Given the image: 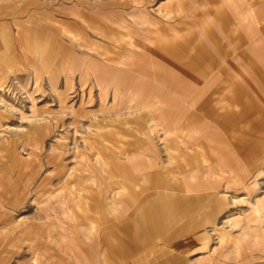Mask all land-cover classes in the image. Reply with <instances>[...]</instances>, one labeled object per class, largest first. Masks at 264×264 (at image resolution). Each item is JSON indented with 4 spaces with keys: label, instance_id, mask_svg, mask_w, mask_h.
Wrapping results in <instances>:
<instances>
[{
    "label": "rangeland",
    "instance_id": "374dc122",
    "mask_svg": "<svg viewBox=\"0 0 264 264\" xmlns=\"http://www.w3.org/2000/svg\"><path fill=\"white\" fill-rule=\"evenodd\" d=\"M79 2L0 0L7 24L0 29V264L86 255L73 252L75 240L64 237V218L74 227L82 214L77 206L87 208L76 196L105 203L118 186L143 181L149 166L176 164L165 154L187 149L180 136L204 133V149L215 154L179 165L183 175L197 168L198 181L210 186L184 202V209L203 213L211 245L218 246L214 255L203 254L206 264H264V226L254 205L264 193V0H238L225 24L211 16L202 21L230 54L231 92L218 104L217 94L205 93L203 104L225 108H192L206 125L183 131L163 115L160 93L141 91L146 83L160 85L132 56L143 50L137 42H147V14L130 13L126 21L124 14L104 13L107 27L96 28L94 7L88 4L86 13ZM216 228L238 237L239 246H219Z\"/></svg>",
    "mask_w": 264,
    "mask_h": 264
},
{
    "label": "crops",
    "instance_id": "0c3cea01",
    "mask_svg": "<svg viewBox=\"0 0 264 264\" xmlns=\"http://www.w3.org/2000/svg\"><path fill=\"white\" fill-rule=\"evenodd\" d=\"M85 2L91 3L94 7L92 11L96 13V28L101 27L99 26L101 24L102 27H107L103 25L107 22L100 19L104 13H121L124 14L122 19L125 20L130 13L147 14V22H145L147 42H137L143 45L142 52L136 51L130 55L138 61H143L149 68L146 71L150 73L145 77L159 78V89L149 83L139 86L142 87L143 93H160V107L167 109L163 115L171 121V125L178 123L177 128L182 126L181 131L185 126L203 127L206 122L197 113H193L192 108L200 110L225 108V105L221 104L202 103L206 102L203 99L204 94L210 91L217 94V104L225 101L224 93L231 92L232 76L230 54L225 52L215 33L210 34L202 21L211 16L213 19L223 20V24L230 22L231 8H237L238 0H86ZM153 3L155 7L151 9ZM88 4L84 5V1L80 0V9L87 13ZM82 23L79 22L80 29L85 28ZM2 26L6 29L7 24L1 19L0 29ZM0 51H2L1 47ZM4 57L5 51L4 54L0 52V59ZM115 59L117 58H112ZM210 70L212 74L208 73ZM132 90V88L128 89V91ZM151 94L147 97H153ZM172 94L182 100L174 99ZM261 100L263 103V96ZM206 138H208L206 133L191 139L180 136L179 142L187 149H171V154H165L168 158H174L176 164L149 166L150 174L145 176L143 181L128 182L126 187L118 186V192L113 191L114 195L106 198L109 201L105 203L99 196L93 198L96 203H93L92 199L88 201L89 198L76 196L80 201H85L87 208L82 205L77 206L82 214L80 217L76 214L77 218L74 219L77 223L74 227L68 223L67 218H64V237L70 236L75 240L73 252L86 255L79 256V259L74 261H42V258H34L35 262L29 264H206L210 258H206L207 256L203 254L214 255L218 246L211 245L212 234L205 223V218L200 216L203 213L199 212L198 208L184 209V202L185 198L193 199L197 192L201 189H209L210 186L198 181L197 168L190 169L183 175L179 165L181 163L187 168L194 162L197 164L208 162L207 157L215 153L212 149L208 151L204 149ZM197 141H200V144ZM197 144L198 148L193 150L192 145ZM152 156L158 157L160 154L155 152ZM134 167L131 165L127 168L131 170ZM209 171H212V167ZM158 177L165 179L158 181L155 179ZM188 177H194L197 181L186 180ZM102 184L104 183L101 182ZM121 188H126L127 194L121 195ZM97 193L99 194V191ZM116 193L120 195L115 196ZM216 199L217 197L212 195L210 203L212 208ZM219 199L224 204L235 202L233 199L231 201ZM193 202L194 200H191L190 204H194ZM95 204V208L90 207ZM254 205L264 226V193L255 200ZM214 231L218 235L219 246L228 243L235 247L239 246V238L232 233L217 228ZM52 235L50 230L48 237L51 238ZM34 242L35 239L30 241L31 246ZM12 264L25 263L16 260Z\"/></svg>",
    "mask_w": 264,
    "mask_h": 264
}]
</instances>
